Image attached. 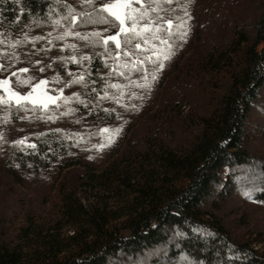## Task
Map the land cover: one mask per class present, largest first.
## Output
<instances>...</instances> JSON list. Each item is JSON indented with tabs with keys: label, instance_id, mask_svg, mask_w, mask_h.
<instances>
[{
	"label": "trees",
	"instance_id": "16d2710c",
	"mask_svg": "<svg viewBox=\"0 0 264 264\" xmlns=\"http://www.w3.org/2000/svg\"><path fill=\"white\" fill-rule=\"evenodd\" d=\"M66 6L67 0H0V18L14 28H48ZM262 6L225 46L199 58L195 73L215 86L224 80V89L208 113L183 119L196 127L192 139L174 142L161 126L141 141L124 135L100 169L83 164V156L68 157L58 132L18 147L11 160L21 169H46L61 156L58 169L85 170L60 182L47 213H26L14 236L0 227V264H264V251L253 247L260 236L238 237L221 212L234 195L264 207V159L247 147L250 114L263 104ZM84 14L80 25L106 24L97 11ZM102 69L100 58L93 61V74ZM179 117L180 109L165 118Z\"/></svg>",
	"mask_w": 264,
	"mask_h": 264
},
{
	"label": "rangeland",
	"instance_id": "374dc122",
	"mask_svg": "<svg viewBox=\"0 0 264 264\" xmlns=\"http://www.w3.org/2000/svg\"><path fill=\"white\" fill-rule=\"evenodd\" d=\"M67 1V12L58 15L48 28L28 22L14 28L0 18V79H9L12 89L22 95L46 81L38 92L56 100L46 109L37 105L35 111L30 104L24 110L6 101L0 103V227L10 236L24 223L26 213L43 215L50 210L63 179L70 181L85 170L58 169L65 161L61 156L46 169H21L11 160L18 147L35 145L42 133L58 132L68 142V157L83 156V164L100 169L124 135L141 141L161 126L162 134H169L174 142L192 139L196 127L191 125L192 119L191 124L183 119L193 111L208 113L224 89V80L219 81L218 88L195 73L199 58L231 41L237 25H250L262 11L264 0H171L170 4L161 0L160 7L166 9L163 15L175 25L171 37L163 34L172 45L166 59L168 49L159 40L145 44L142 38H132L124 44L121 34L120 48L113 41L105 45L103 38L119 31L115 21L91 26L77 22L81 12H92L93 6L111 0ZM149 4L150 0H145V6ZM72 14L78 16L75 26L70 21ZM182 21H186L184 38ZM156 53L160 54L162 69ZM98 58L103 61L99 75L92 73L93 61ZM20 69L28 71L21 73ZM88 90L93 94L91 100ZM0 95H5L2 90ZM261 97L263 104L250 114L252 136L247 147L264 159V90ZM179 109V119L165 118L177 115ZM110 113L116 117L114 122L102 117ZM19 141L24 142L14 143ZM101 144L105 146L99 147ZM221 212L226 226L238 237L254 240L255 235L260 236L261 243L253 247L264 251L263 206L234 195L226 199Z\"/></svg>",
	"mask_w": 264,
	"mask_h": 264
},
{
	"label": "snow or ice",
	"instance_id": "6c2138e0",
	"mask_svg": "<svg viewBox=\"0 0 264 264\" xmlns=\"http://www.w3.org/2000/svg\"><path fill=\"white\" fill-rule=\"evenodd\" d=\"M164 3H171V0H163ZM161 0H150V4L145 6V0H111L110 3L101 2L93 6V10L97 11V14L102 22L109 23L115 21L119 28V31L115 35H110L103 38V43L107 45L108 41H113L117 48L121 47V41L118 36L123 34L124 44L131 42V39H143L144 43L147 44L149 40H159V43L165 45L168 49V54L164 58H169L171 55L172 45L169 40L165 39L164 33H167L169 37L173 35L172 29L175 26L171 19H167L163 13L166 9L160 7ZM134 5H139L136 7ZM151 5H155L154 7ZM67 7V6H66ZM74 9L69 8L70 13H74ZM106 14V17L104 16ZM80 15H85L81 12ZM185 15H187L185 13ZM110 18V19H108ZM78 16L72 14L70 16V21L73 26H75ZM186 21L180 23V28L182 32V38L186 37ZM68 34V33H66ZM75 35L79 36L78 33ZM99 35V34H95ZM59 38V37H58ZM37 39V38H34ZM137 49L140 48V44L135 45ZM155 51V50H153ZM127 55V53H125ZM156 61L159 63V67L163 68V62L161 60L160 54L156 53ZM3 66L0 65V68ZM21 73L27 72V69H20ZM43 71V69H41ZM12 75H16L13 73ZM155 79V77H153ZM46 84V81H40L31 92L27 95H22L17 91H14L10 85L9 79H0V90L4 92L5 95H0V103L7 102L9 105L15 104L18 109H26V105H32V110H36V106L39 105L43 108H47L49 103H55L56 100L53 96H44L42 93L38 92L40 85ZM113 87H118L113 85ZM104 131H108L105 129ZM24 141L14 142L23 143ZM101 144L99 147H104ZM34 147V145H32ZM248 198H251V194L245 193Z\"/></svg>",
	"mask_w": 264,
	"mask_h": 264
}]
</instances>
